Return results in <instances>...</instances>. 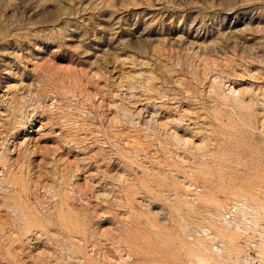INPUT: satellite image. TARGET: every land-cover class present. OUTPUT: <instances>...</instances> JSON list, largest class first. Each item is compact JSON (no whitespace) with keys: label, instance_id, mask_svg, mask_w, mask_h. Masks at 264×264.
<instances>
[{"label":"rangeland","instance_id":"374dc122","mask_svg":"<svg viewBox=\"0 0 264 264\" xmlns=\"http://www.w3.org/2000/svg\"><path fill=\"white\" fill-rule=\"evenodd\" d=\"M0 264H264V0H0Z\"/></svg>","mask_w":264,"mask_h":264}]
</instances>
